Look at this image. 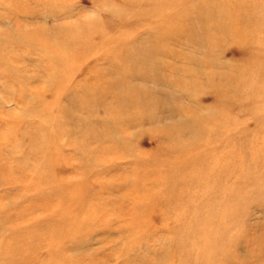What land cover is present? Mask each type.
<instances>
[{
  "label": "rangeland",
  "instance_id": "rangeland-1",
  "mask_svg": "<svg viewBox=\"0 0 264 264\" xmlns=\"http://www.w3.org/2000/svg\"><path fill=\"white\" fill-rule=\"evenodd\" d=\"M158 1L55 0L59 16L44 3L46 14L27 20L0 5L2 41L35 24L52 37L82 34L92 20L101 32L89 38L102 39L72 51L80 59L67 80L41 52H6L12 65L0 54V238L17 228L27 239L0 264H264V0H234L251 24L240 37L212 31V43L175 35L182 19L196 26L202 0ZM137 71L149 77L127 89L139 102L115 122L113 72ZM46 107L52 145L38 130ZM75 183L84 197L73 204Z\"/></svg>",
  "mask_w": 264,
  "mask_h": 264
},
{
  "label": "bare ground",
  "instance_id": "bare-ground-1",
  "mask_svg": "<svg viewBox=\"0 0 264 264\" xmlns=\"http://www.w3.org/2000/svg\"><path fill=\"white\" fill-rule=\"evenodd\" d=\"M173 1V6L175 4L178 3V1L176 2V0H172ZM234 0H202V5L199 4V8L201 10H203V12H199L198 14V18H197V24L195 27H189V25H187L186 20L182 19L181 25L177 28V31L175 33L176 34H184L186 32H188L189 30H191L190 36L189 38L191 39H196V36H202L205 37L207 40H209L210 43H212V40L214 39V35L212 34V31H215L217 36H221V37H228L230 35H237L240 37V35L246 31V26L248 27L251 23L245 18L244 15V10L241 6H235L232 4ZM36 2L40 5L41 3V8L40 10H30V9H26V7L24 5H22L21 2H19V0H0V5H4L6 8L5 10H7L8 12L12 13V10L14 11V14H16L15 16L20 18L23 17V19H25L26 17H40L39 15H43L46 14L44 11H47V9L45 8V6H43V4L45 3L47 7H51L52 12H57L58 10L56 9V4H55V0H47L45 2V0H36ZM48 2V4H47ZM159 1L157 0V3ZM194 4H196V2L194 1ZM162 5V4H161ZM166 5V4H165ZM23 6V7H22ZM160 6V5H159ZM181 6L180 5H176L175 8L179 10ZM160 10H166V8L162 9L161 7L158 8V11ZM180 11V10H179ZM195 11V10H193ZM51 12V13H52ZM50 13V14H51ZM58 13V12H57ZM56 13V14H57ZM164 13V12H163ZM163 13L160 14L163 15ZM63 14H67V13H63ZM68 15V14H67ZM56 16H59L58 14ZM8 14L6 13H0V25L4 23H7L8 20ZM36 17V18H37ZM190 18V21H194V17H193V12H189L187 13V18ZM27 20V19H25ZM16 24L17 27H21L22 25H24L23 23H20V20H16ZM86 28L85 31L82 34H79L78 32H76V28L75 32H72V35L67 37V35H62L59 37H52L50 34L48 33H42L40 32V29L46 27V26H40L39 24H35L36 29L33 30V32L29 35H25V36H14L10 33H3L6 34V39L3 41L1 40L2 38H0V44H4L2 46H0V54L5 55V57H3L4 61L7 62L8 64L12 65V63L10 62V57L7 55L6 56V52L8 53H13L15 52H19V50L21 49H27L30 51H37V52H41L43 54H45V56L49 57V61L51 63L52 69L54 70L55 74H57L58 76L60 75V79L62 80H67L69 78V73L72 69V67L74 66L73 64L79 61V57L78 55H74L72 51L74 50H78L79 47L82 45L83 46V51L82 52H90V50L92 49H98L96 47H99L101 44V40L99 41H94L93 39H90L89 36L91 35L92 31H100L101 32V28L99 27L98 24H96V21L92 20L91 22L85 24ZM4 26L0 27V31H6L7 30L5 28H3ZM78 27V26H76ZM173 29H171L170 31H172ZM99 32V33H100ZM101 35V33H100ZM157 36L159 39L164 40V38H166L167 34L165 33H157ZM169 38L172 37L169 33ZM62 37V39H61ZM220 37V38H221ZM60 39V42L59 40ZM162 44V43H161ZM102 47V45L100 46ZM163 46H161V48H159V50H162ZM18 50V51H17ZM135 52H131L129 53V59H131L132 56L134 55ZM65 70L67 72V74H64L62 71ZM113 74L115 76H119L117 77V82L113 84L114 89H112L110 93V97L113 96L112 93H114L115 97L118 98L117 102L113 103H109L108 109H109V115L110 118H112L113 121H117V117L118 115H120V113H126L127 112V108H124L123 105L126 104L125 102H139V99L141 95V92H137L135 88L134 92H128V88L131 89L132 88V81L136 80L137 77H141V78H149L147 75H142V73L140 72H130L127 73V75H121V73L118 72H113ZM140 75V76H139ZM133 77V78H132ZM135 77V79H134ZM63 91V90H62ZM88 95H85L86 97H90V91L87 92ZM103 96V101L104 99L108 96L107 93H102ZM91 101L93 103H99L97 100L92 99L88 100ZM102 101V102H103ZM105 103V102H104ZM91 104V103H90ZM90 104L88 105L87 109V113H90V116H93L95 113V108L91 107ZM85 107V106H84ZM122 110V112H121ZM67 115H69L67 113ZM124 115V114H123ZM40 118H42L41 122H39V127L38 130L41 131V133L43 134V136H41L42 140H43V144L44 142L47 141L48 145H52L53 142H51V139L53 137L51 136V132H50V127L48 125V122H51V117H50V113L47 110V107L43 109L42 113H40V115H38ZM54 117V116H53ZM71 117V115L69 116V118ZM88 118V117H87ZM81 125H83V127L87 128L89 130V132H93L95 133V129H93V127L91 126L89 121H86L85 118L80 119ZM42 123V124H41ZM58 123H60V121H58ZM37 130V131H38ZM39 133V132H37ZM45 134L46 137H45ZM50 135V136H49ZM99 138V137H98ZM75 146H79L78 143H74ZM83 149L87 150L89 149V146L87 145H82L81 146ZM87 147V149H86ZM56 156L58 157V153L55 154L54 156L51 155L49 158L45 159L46 164L45 165H50L52 162H54L53 160L56 161ZM53 159V160H52ZM6 167V166H5ZM12 169V168H11ZM21 177H19L20 179ZM155 178V177H154ZM18 179V178H17ZM47 179L49 180V182L51 181V179L53 181H55L51 176L47 177ZM164 180V179H163ZM155 181L159 182V178L157 177L155 179ZM162 181V180H161ZM57 182V181H55ZM165 182V180H164ZM83 184H77L75 183V185L73 186V188H76V192L75 194H72L71 197L69 199H71V202L73 204L78 203L76 201L82 199L84 197V192H82ZM56 191H63L62 190V186L61 184L57 186ZM78 193V194H77ZM152 197L151 195L148 196L147 198L140 199V202L143 203V205H146V207L152 204ZM139 202V203H140ZM138 203V204H139ZM2 231L1 225H0V232ZM14 231V236L10 239L7 240L6 242L5 239L0 238V257H2L3 255H6L8 253H19L21 248H22V244L26 242L25 240V236L22 235V233H20L17 228L13 229ZM34 237V236H33ZM54 237V235L51 236V239ZM30 240V237L28 238V241ZM34 240H36V237H34ZM10 241V242H9Z\"/></svg>",
  "mask_w": 264,
  "mask_h": 264
}]
</instances>
